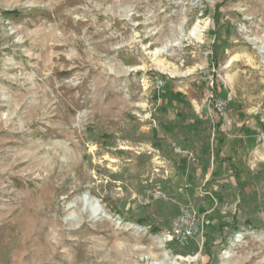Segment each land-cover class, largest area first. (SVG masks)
<instances>
[{"label": "rangeland", "instance_id": "rangeland-1", "mask_svg": "<svg viewBox=\"0 0 264 264\" xmlns=\"http://www.w3.org/2000/svg\"><path fill=\"white\" fill-rule=\"evenodd\" d=\"M181 91L202 98L211 151L248 136L234 187L159 138ZM260 131L264 0H0V264H264Z\"/></svg>", "mask_w": 264, "mask_h": 264}, {"label": "crops", "instance_id": "crops-1", "mask_svg": "<svg viewBox=\"0 0 264 264\" xmlns=\"http://www.w3.org/2000/svg\"><path fill=\"white\" fill-rule=\"evenodd\" d=\"M166 96L152 121L159 130V138L189 149L197 157L198 162L203 161L205 166L201 167L202 176L206 182L208 180L215 182V186L210 188L217 190L219 184L234 187L238 161H241L243 152L248 150L250 144L248 136L246 139L234 141V134L219 133V141L211 151L208 143L211 126L199 111L202 98L190 91L169 93ZM232 115L234 116V105L230 113V116ZM212 120L214 123V119ZM209 152L213 155L211 170L208 167ZM184 161L182 159L181 166Z\"/></svg>", "mask_w": 264, "mask_h": 264}, {"label": "built area", "instance_id": "built-area-1", "mask_svg": "<svg viewBox=\"0 0 264 264\" xmlns=\"http://www.w3.org/2000/svg\"><path fill=\"white\" fill-rule=\"evenodd\" d=\"M213 78L214 76H212L210 79L211 90L213 88ZM162 86H163V82L160 79H156L155 87L157 89H160ZM217 96H214L213 98L215 99V97ZM229 101H230V97L224 99L223 101L220 99H215L211 103L209 112L211 113V115L212 114L217 115L218 118L220 119L221 116L225 114V109L227 108ZM258 141L264 143V132L263 131H260L258 133ZM172 150L173 152L177 154H186L185 151H183L177 146H174ZM194 222H195V214L192 212L191 213L186 212L180 215L179 217H177L173 221V228H172L173 234H172L171 240L174 239L181 246L187 245L194 233V227H193Z\"/></svg>", "mask_w": 264, "mask_h": 264}, {"label": "trees", "instance_id": "trees-1", "mask_svg": "<svg viewBox=\"0 0 264 264\" xmlns=\"http://www.w3.org/2000/svg\"><path fill=\"white\" fill-rule=\"evenodd\" d=\"M220 92H221V84L219 83L218 79L214 76V78H213L212 94L214 96H217ZM217 118H218V116H217Z\"/></svg>", "mask_w": 264, "mask_h": 264}]
</instances>
